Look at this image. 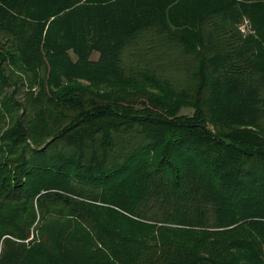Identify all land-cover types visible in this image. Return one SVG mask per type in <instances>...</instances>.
Masks as SVG:
<instances>
[{
  "label": "trees",
  "instance_id": "16d2710c",
  "mask_svg": "<svg viewBox=\"0 0 264 264\" xmlns=\"http://www.w3.org/2000/svg\"><path fill=\"white\" fill-rule=\"evenodd\" d=\"M0 264H264V0H0Z\"/></svg>",
  "mask_w": 264,
  "mask_h": 264
},
{
  "label": "rangeland",
  "instance_id": "374dc122",
  "mask_svg": "<svg viewBox=\"0 0 264 264\" xmlns=\"http://www.w3.org/2000/svg\"><path fill=\"white\" fill-rule=\"evenodd\" d=\"M238 29L242 34H246L249 33L250 31L252 32V28H251V23L249 21L248 18H243L241 20V22L238 24ZM92 58H97V53H94ZM180 113H184V114H190L191 113V109L189 108H183Z\"/></svg>",
  "mask_w": 264,
  "mask_h": 264
}]
</instances>
